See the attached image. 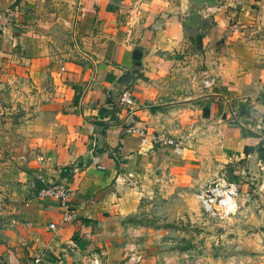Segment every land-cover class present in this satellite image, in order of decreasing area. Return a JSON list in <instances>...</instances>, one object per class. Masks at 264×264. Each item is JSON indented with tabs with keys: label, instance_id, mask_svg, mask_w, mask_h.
I'll return each instance as SVG.
<instances>
[{
	"label": "crops",
	"instance_id": "1",
	"mask_svg": "<svg viewBox=\"0 0 264 264\" xmlns=\"http://www.w3.org/2000/svg\"><path fill=\"white\" fill-rule=\"evenodd\" d=\"M184 1L0 0V71L18 68L41 101L1 170L21 233L10 264H139L123 231L141 187L155 170L186 169L160 135L183 138L205 119L224 159L264 169V3L223 0L203 26ZM186 60L206 65L211 91L188 86ZM126 90L133 104L121 107ZM49 183L69 190L74 222L38 197Z\"/></svg>",
	"mask_w": 264,
	"mask_h": 264
},
{
	"label": "rangeland",
	"instance_id": "2",
	"mask_svg": "<svg viewBox=\"0 0 264 264\" xmlns=\"http://www.w3.org/2000/svg\"><path fill=\"white\" fill-rule=\"evenodd\" d=\"M185 67L188 86L199 88L192 77L208 68L190 61ZM40 105L39 94L18 68L0 71V264H10L8 253L21 234L1 170L16 151L15 141L37 120ZM201 122L204 126L177 137L178 147L168 146L177 149L186 169L167 168L162 175L155 170L154 180L141 187L138 209L123 231L127 251L139 264H264V169L224 159L215 128ZM222 180L238 189L234 207L222 218L208 216L197 194L213 183L223 188Z\"/></svg>",
	"mask_w": 264,
	"mask_h": 264
},
{
	"label": "built area",
	"instance_id": "3",
	"mask_svg": "<svg viewBox=\"0 0 264 264\" xmlns=\"http://www.w3.org/2000/svg\"><path fill=\"white\" fill-rule=\"evenodd\" d=\"M251 2L257 3H264V0H248ZM198 79V81H197ZM216 78L209 73L208 70L200 71V73L194 75L192 77V81H196L199 85L201 90H208L211 91L216 84ZM118 103L121 107H127L133 104V99L131 92L129 90L123 91L120 93L118 98ZM125 132L134 133L137 137L141 138V145L145 142L143 131L137 128L134 125H128L125 128ZM156 141L163 146H171V147H178L179 142L173 138H165L163 135L157 137ZM224 186L221 187L218 183H213L204 191H201L197 194V199L201 204L202 210L209 216H215L218 218H222L223 216L230 213L232 208L234 207V200L237 196L238 189L230 185L225 187V183L221 181ZM223 189V190H222ZM38 197L40 199H53L57 203L58 210L61 212L59 215V220L64 223H71L75 221V214L70 209L69 201H70V194L69 190L65 189L64 187L58 185V183H49V185L44 186L39 192ZM49 230L55 229V224L50 223L48 225ZM127 259L129 261L137 260L138 258L134 257L131 253ZM139 260V259H138ZM35 264H39L40 255L36 254L35 258L33 259Z\"/></svg>",
	"mask_w": 264,
	"mask_h": 264
},
{
	"label": "water",
	"instance_id": "4",
	"mask_svg": "<svg viewBox=\"0 0 264 264\" xmlns=\"http://www.w3.org/2000/svg\"><path fill=\"white\" fill-rule=\"evenodd\" d=\"M184 10L187 12V15L192 13L200 19L203 26L209 24L210 20L204 16V12L208 9H214L221 7L220 0H185L184 1Z\"/></svg>",
	"mask_w": 264,
	"mask_h": 264
},
{
	"label": "trees",
	"instance_id": "5",
	"mask_svg": "<svg viewBox=\"0 0 264 264\" xmlns=\"http://www.w3.org/2000/svg\"><path fill=\"white\" fill-rule=\"evenodd\" d=\"M202 39H203V36L201 34H197L194 37L192 36L189 37L190 42L196 47L195 49H199L201 47Z\"/></svg>",
	"mask_w": 264,
	"mask_h": 264
}]
</instances>
